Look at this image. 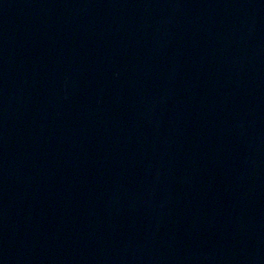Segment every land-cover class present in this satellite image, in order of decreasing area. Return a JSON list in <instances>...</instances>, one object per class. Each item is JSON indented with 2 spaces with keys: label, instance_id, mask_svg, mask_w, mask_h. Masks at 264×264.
<instances>
[{
  "label": "water",
  "instance_id": "obj_1",
  "mask_svg": "<svg viewBox=\"0 0 264 264\" xmlns=\"http://www.w3.org/2000/svg\"><path fill=\"white\" fill-rule=\"evenodd\" d=\"M0 264H264V0H0Z\"/></svg>",
  "mask_w": 264,
  "mask_h": 264
}]
</instances>
